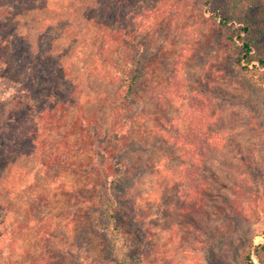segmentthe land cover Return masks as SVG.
<instances>
[{
    "label": "rangeland",
    "instance_id": "obj_1",
    "mask_svg": "<svg viewBox=\"0 0 264 264\" xmlns=\"http://www.w3.org/2000/svg\"><path fill=\"white\" fill-rule=\"evenodd\" d=\"M106 1L0 0V14L2 2L11 11L0 43V264H264L254 253L264 244V92L235 64L242 42L223 36L207 0H181L151 28L142 120L121 155L128 180L114 186L102 151L117 95L97 56ZM142 1L128 12L154 2ZM260 2L250 18L258 54ZM175 79L182 98L160 96ZM195 101L209 110L196 139ZM178 131L195 146L163 141ZM30 132L34 150L22 156ZM111 203L138 231L133 248L112 234Z\"/></svg>",
    "mask_w": 264,
    "mask_h": 264
},
{
    "label": "trees",
    "instance_id": "obj_2",
    "mask_svg": "<svg viewBox=\"0 0 264 264\" xmlns=\"http://www.w3.org/2000/svg\"><path fill=\"white\" fill-rule=\"evenodd\" d=\"M142 2V0L106 1L101 18L97 22L99 54L97 56L101 57L99 63L101 66L103 65L102 71L107 73L108 80L115 88L117 95L112 128L106 137L105 149L102 151L107 177L110 178V183L114 186L128 180L120 174L121 155L128 147L133 131L142 120L136 113L135 99L141 76L138 66L141 62L140 56L144 53L148 42L147 35L154 25L173 12V8L179 10L182 5L181 0H154L148 6H139L133 13L128 12L129 8L137 7ZM260 3V0H207L205 7L208 8L216 26L228 41L242 42L241 51L237 54L235 64L244 77L262 88L264 92V53L258 54L255 51L256 38L252 34L250 24L251 15L260 6ZM1 5L5 10L0 14V43L6 39V37H2V33L6 30L4 16L11 13L8 4L2 2ZM116 56L118 57L115 58ZM3 57L4 54L1 55V58ZM176 81L177 79L172 80L169 86H164L159 95L169 100L172 96L181 99L182 87ZM189 109L191 113L188 117V127L191 133L195 134V139L202 135L207 137L208 107L195 101L194 106ZM198 110H200V114L196 115ZM33 137L34 133L30 132L28 139L20 147V155H29L33 152ZM172 140L173 144H180L184 149L188 144L191 146L196 144V140L189 142L188 137L181 131L169 137L163 136V141L172 142ZM187 178L188 176L182 174V182ZM107 211L111 214L110 219L115 226L112 234L117 239H121L127 248H133V237L138 234V231H135V235L128 224L122 222L121 211L117 212L114 203L109 205ZM181 212H185L184 207H181ZM131 213H135L133 207ZM118 221L122 223L118 225ZM254 253L260 262H264V244L257 246ZM140 258L134 256L131 260L126 257L123 259L125 263L131 264L132 261L135 263ZM247 261L248 264H253L250 256Z\"/></svg>",
    "mask_w": 264,
    "mask_h": 264
}]
</instances>
